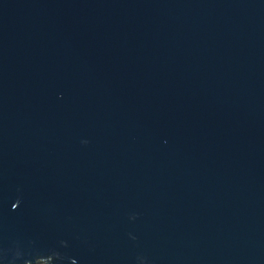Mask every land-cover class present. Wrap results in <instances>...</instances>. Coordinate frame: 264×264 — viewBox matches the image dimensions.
<instances>
[{"label": "water", "instance_id": "obj_1", "mask_svg": "<svg viewBox=\"0 0 264 264\" xmlns=\"http://www.w3.org/2000/svg\"><path fill=\"white\" fill-rule=\"evenodd\" d=\"M264 264V0H0V264Z\"/></svg>", "mask_w": 264, "mask_h": 264}, {"label": "rangeland", "instance_id": "obj_2", "mask_svg": "<svg viewBox=\"0 0 264 264\" xmlns=\"http://www.w3.org/2000/svg\"><path fill=\"white\" fill-rule=\"evenodd\" d=\"M39 264V263H38Z\"/></svg>", "mask_w": 264, "mask_h": 264}]
</instances>
